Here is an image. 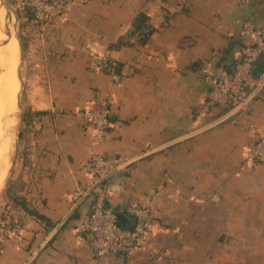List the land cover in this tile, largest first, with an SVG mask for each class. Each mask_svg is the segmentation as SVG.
I'll list each match as a JSON object with an SVG mask.
<instances>
[{"label": "crops", "instance_id": "0c3cea01", "mask_svg": "<svg viewBox=\"0 0 264 264\" xmlns=\"http://www.w3.org/2000/svg\"><path fill=\"white\" fill-rule=\"evenodd\" d=\"M21 18L26 79L2 216L8 218L13 197L39 218L22 209L10 215L25 229L18 245L1 244L0 264H26L69 213L75 193L87 187L82 166L92 149L124 164L159 147L105 180L106 206L122 227H131L133 206L155 199L154 220L132 264H264V164H241L245 145L264 136V80L228 119L191 135L221 116L218 109L198 113L205 77L227 74L252 43V35L241 36L247 27L264 38V0H88L46 25ZM135 24L148 36H132ZM90 53L119 63L117 78L89 71ZM261 69L258 62L254 71ZM106 101L110 127L93 146V130L77 111ZM91 199L29 264L123 263L95 257L76 235Z\"/></svg>", "mask_w": 264, "mask_h": 264}, {"label": "built area", "instance_id": "2783aa9c", "mask_svg": "<svg viewBox=\"0 0 264 264\" xmlns=\"http://www.w3.org/2000/svg\"><path fill=\"white\" fill-rule=\"evenodd\" d=\"M86 1L88 0H15L13 4L32 23L46 25L55 20L66 19L73 6ZM235 1L242 3L245 0ZM246 35H252V43L244 45L233 57L227 74L205 77L208 88L206 99L198 110L199 114L218 109L221 118L243 107L261 89L260 83L264 80V38L249 27L241 33L242 37ZM112 61L106 56L90 53L88 69L91 72H104ZM258 62L262 63V69L255 73L254 68ZM110 75L117 78L116 74ZM110 105L111 101H106L94 110L84 108L77 111L85 125L93 130V146L101 143L107 135L110 127ZM241 164H264V136H254L245 145ZM120 165L95 149L91 150L82 166L88 184L85 189L75 193L74 201L77 202L87 192H90L92 199L89 210L80 218L75 233L88 242L95 257H120L122 264H132L134 250L143 242L154 220L156 203L154 198H146L137 203L129 210L133 217L131 227L121 226L117 214L106 206L109 189L105 183L106 175ZM5 224L0 221V241L18 245L21 241L20 233L25 226L14 220L9 226Z\"/></svg>", "mask_w": 264, "mask_h": 264}, {"label": "bare ground", "instance_id": "6f19581e", "mask_svg": "<svg viewBox=\"0 0 264 264\" xmlns=\"http://www.w3.org/2000/svg\"><path fill=\"white\" fill-rule=\"evenodd\" d=\"M6 14L0 3V188L7 174L9 154L14 141L19 90V44L11 28L5 23Z\"/></svg>", "mask_w": 264, "mask_h": 264}, {"label": "rangeland", "instance_id": "374dc122", "mask_svg": "<svg viewBox=\"0 0 264 264\" xmlns=\"http://www.w3.org/2000/svg\"><path fill=\"white\" fill-rule=\"evenodd\" d=\"M11 6V10L13 11H7V14L5 16V23L7 26L11 28V31L15 34V37L18 41L19 44V60H18V65H17V77L19 80V90H18V95H17V108L15 110V128H14V141L10 150V156H9V166L7 170V174L5 177V180L2 184V187L0 188V217L4 215L5 212V202L7 200V195H6V186L7 182L10 181V177H12L11 169L12 165L14 163V156H15V150L17 148V138H18V132H19V127L21 124V113H22V108H23V83L26 79V77L23 75L22 69H21V58H22V52H21V42L22 39L24 38L23 33H25L24 29V23L22 22L21 18V13L19 12V8H16L13 4L15 0H7ZM7 19V20H6ZM24 21V20H23ZM5 24V25H6ZM232 242V241H231Z\"/></svg>", "mask_w": 264, "mask_h": 264}, {"label": "water", "instance_id": "95a60500", "mask_svg": "<svg viewBox=\"0 0 264 264\" xmlns=\"http://www.w3.org/2000/svg\"><path fill=\"white\" fill-rule=\"evenodd\" d=\"M0 3L1 5L5 8V11L7 13V11H13L11 10V6L9 4V2L7 0H0ZM237 110L213 121V122H210L208 123L207 125H205L204 127H202L201 129L197 130V131H194L191 135H195L201 131H204V130H207V129H210L214 126H216L217 124L221 123L222 121L228 119L231 115H233ZM177 142V141H175ZM173 142V143H175ZM164 147H159V148H156V149H151L149 151H146L144 152L142 155H140L139 157H136L135 159L127 162V163H124V164H121L120 166H118L117 168H115L114 170H112L111 172H109L105 179H107L110 175H112L113 173L119 171L120 169L124 168L126 165H129L130 163L134 162V161H137L139 159H142L144 157H147L151 154H154L155 152L163 149ZM90 192H87L85 195H83L73 206V208L69 211V213L59 222V224L54 228L53 232L37 247V249L31 254V257L28 259V261L26 262V264H29L33 259L34 257L39 253V251L44 247L45 243L50 239V237L53 235V233L68 219V217L73 214V212L76 210L77 206L89 195Z\"/></svg>", "mask_w": 264, "mask_h": 264}, {"label": "trees", "instance_id": "16d2710c", "mask_svg": "<svg viewBox=\"0 0 264 264\" xmlns=\"http://www.w3.org/2000/svg\"><path fill=\"white\" fill-rule=\"evenodd\" d=\"M28 18V17H27ZM138 19V18H137ZM136 19V20H137ZM142 17L139 18V21H142ZM138 21V20H137ZM134 30L131 32L132 36H136L137 34L139 35H143L144 38L148 36L149 34V31L147 29H144V28H140V26L138 24H135L134 25ZM143 38V39H144ZM143 39L141 41H143ZM120 44H122V42H120ZM119 69H120V64L115 62V61H112L111 64H109L108 68L104 71L106 73H113V74H116V75H119ZM221 113V112H220ZM23 210V211H27L28 214L32 215L33 217H38L37 213L34 212L33 210L29 209L25 202H24V199H21V198H13V197H10V208L7 210V217L8 218H4V216H2V220L5 221V225L9 226L11 221H12V215L15 214L18 210ZM89 210V209H88ZM11 215V216H10ZM119 215H117L118 217ZM11 217V218H10ZM119 220V219H118ZM23 238V235L21 236V239ZM2 242L0 241V246H1Z\"/></svg>", "mask_w": 264, "mask_h": 264}]
</instances>
